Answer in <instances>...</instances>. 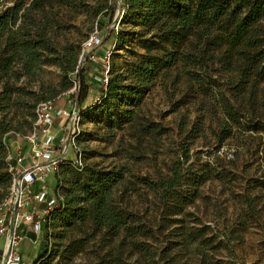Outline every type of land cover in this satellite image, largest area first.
<instances>
[{
    "label": "trees",
    "instance_id": "1",
    "mask_svg": "<svg viewBox=\"0 0 264 264\" xmlns=\"http://www.w3.org/2000/svg\"><path fill=\"white\" fill-rule=\"evenodd\" d=\"M91 1L16 0L13 6H7L5 0H0V205L10 197L13 185L14 172L10 168L16 162L8 159L11 152L3 136L13 130L14 120L25 119V125L35 127L38 106L47 102L56 105V99L74 85L75 91L69 96L82 109L94 93L88 80L92 54L84 53L81 62L80 48H60L55 41L53 17L56 6H81L97 10V14L106 10L107 5L102 6L101 0L96 6L90 5ZM120 9L121 24L132 31L114 27L109 39H115L116 46H127L134 38L146 54L131 52L134 60L125 62L122 69L111 65L108 83L105 85L101 79L97 87L99 100L84 111L86 117H100L111 135L135 126L140 119L138 109L157 76L178 64L188 71H207L210 64H218L220 72L229 75L227 82L235 102L248 101L254 109L264 83V0H121ZM50 66L61 73L57 86L41 83L36 91L23 86L22 79L35 81L38 72ZM240 109L226 105L227 119L239 122ZM252 119L251 130L264 137V118ZM183 165L178 161L170 169L171 176L157 182L138 179V184L145 185L159 200L160 227H168L175 216L194 205L201 187L215 176L209 165L198 171ZM126 174L132 176L125 167L108 170L60 161L56 202L48 210L42 229L46 249L50 237L57 242L51 259L58 258V264H71L98 236L104 241L129 242L145 260L149 258L146 243L139 238L148 233L147 228L133 212L119 206L117 195L126 186ZM75 232L82 237L73 238ZM24 236L37 238L30 233ZM174 236L186 248L195 246L201 238L209 242L205 234L196 232ZM205 257L206 264L216 263Z\"/></svg>",
    "mask_w": 264,
    "mask_h": 264
},
{
    "label": "rangeland",
    "instance_id": "2",
    "mask_svg": "<svg viewBox=\"0 0 264 264\" xmlns=\"http://www.w3.org/2000/svg\"><path fill=\"white\" fill-rule=\"evenodd\" d=\"M15 2L5 0L4 3L13 6ZM97 3L98 0H93L89 4L96 6ZM101 5H107L101 14L81 6L78 9L56 6L53 11L55 41L60 48H80L81 62L84 53L95 57L88 66V80L94 86V93L86 102L87 107H78L69 96L76 85L62 93L55 104L73 113V118L63 120L67 127L70 119H74L78 136L76 148L71 149L76 159L82 156L83 165L108 170L125 167L132 174H126L128 181L117 197L119 206L133 212L147 228L148 233L139 238L146 243L150 256L145 260L129 242L104 241L98 236L71 264H155L158 261L167 264L166 260L176 264H206L205 255L215 264H264V137L251 130L250 125L252 118H264V83L252 109L248 101L235 102L233 89L227 82L229 75L220 72L218 64H210L207 71H188L178 64L157 76L138 109L140 119L135 126L111 135L100 117L92 120L84 111L99 100L97 87L104 77L105 66L111 69L116 64L122 69L125 62L134 60L131 52L143 56L146 51L134 38L127 46L123 43L116 46L115 39H109L114 27L126 32L132 30L120 22L121 0H101ZM93 35L100 39V44L84 52ZM107 39L105 45L101 44ZM37 75L35 81L22 79L23 86L36 91L41 83L57 86L62 77L55 66L44 67ZM71 78L76 81L74 75ZM246 95L244 92L243 97ZM229 103L241 108L237 123L227 119L225 106ZM23 120L15 119L13 130L3 140L13 155L28 154L29 157L30 139L36 130ZM59 122L56 120L50 130L56 145L68 135L67 130H62L65 127L55 126ZM147 127L152 129L147 131ZM43 140V135L38 133V143ZM178 161L184 163V168L193 166L194 171L209 165L215 176L201 187L194 205L175 216L168 227H160L159 200L145 185L138 184V179L157 182L167 178ZM189 232L205 234L209 242L201 238L195 246L186 248L174 235ZM72 237L82 235L75 232ZM41 243L44 251L33 260L25 256V260L29 264H58V258L51 259L56 240L50 237L46 249L44 233Z\"/></svg>",
    "mask_w": 264,
    "mask_h": 264
},
{
    "label": "built area",
    "instance_id": "3",
    "mask_svg": "<svg viewBox=\"0 0 264 264\" xmlns=\"http://www.w3.org/2000/svg\"><path fill=\"white\" fill-rule=\"evenodd\" d=\"M99 44L100 39L96 35L91 36L85 45L84 52ZM94 58L92 56V59ZM104 68L103 82L106 85L109 79V67ZM72 114L51 102L40 104L37 109L38 119L35 123L36 133L30 139L32 143L30 164H25V156L12 153L9 155L8 159L14 160L16 164L10 168V171L14 172L11 195L0 205V240L2 237L5 238L4 247L0 248V264H29L21 250L20 228L23 225H30L34 233H42L45 216L56 202V196L48 199V192L43 183L37 193L34 192L33 186L37 181L43 182L49 173H57L60 161L64 159V153L69 148H76L75 140L78 131L74 127V119H70L71 124L66 127L68 135L61 139L59 145L55 144V138L50 133L56 118H73ZM38 133L44 137L42 143H38ZM58 146L61 149H58ZM75 162L82 164L81 156ZM33 203H46L48 209L40 213Z\"/></svg>",
    "mask_w": 264,
    "mask_h": 264
},
{
    "label": "crops",
    "instance_id": "4",
    "mask_svg": "<svg viewBox=\"0 0 264 264\" xmlns=\"http://www.w3.org/2000/svg\"><path fill=\"white\" fill-rule=\"evenodd\" d=\"M58 107H61V106L59 105ZM56 120H57V122L58 121H60V122H59V124L56 123L55 126L60 125L61 128L65 127L66 122H65V120H63V118L62 119L59 118V119H56ZM66 129L67 128L65 127L62 130L65 131ZM57 144H59V143H57ZM25 158H26L25 164L29 165L30 164V159H31V153H30L29 157H28V154L25 155ZM76 158H77L76 153L74 154V153L70 152L69 149H68V151H66V153H64V159L66 161H73L74 162V161H76ZM41 183H43L44 186L47 189L48 199H51V198L55 197V189H56V186L58 184L56 173H49L44 178L43 182L42 181H37L35 183V185L33 186V190H34L35 193L39 192ZM33 204H35V203H33ZM35 205L38 208V210L40 211V213H43V212H45L47 210V204L46 203L45 204H37L36 203ZM24 232H25V234H22ZM28 233L35 234L36 237H37L36 240L30 239L29 236H24V235H28ZM20 235L22 237L21 250L24 252V256H30V257H32V260H33L34 257L38 254V252L40 250L43 234L42 233L36 234V233H34L32 231V226L23 225L20 228ZM4 244H5V238H3L2 243H1V240H0V248H3Z\"/></svg>",
    "mask_w": 264,
    "mask_h": 264
},
{
    "label": "bare ground",
    "instance_id": "5",
    "mask_svg": "<svg viewBox=\"0 0 264 264\" xmlns=\"http://www.w3.org/2000/svg\"><path fill=\"white\" fill-rule=\"evenodd\" d=\"M69 151L73 153V151H72V149H71V148L69 149Z\"/></svg>",
    "mask_w": 264,
    "mask_h": 264
}]
</instances>
